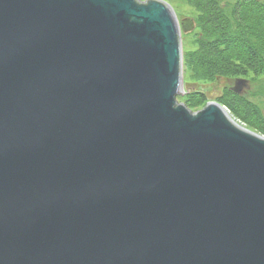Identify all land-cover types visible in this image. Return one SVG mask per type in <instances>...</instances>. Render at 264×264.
Segmentation results:
<instances>
[{"label": "water", "instance_id": "95a60500", "mask_svg": "<svg viewBox=\"0 0 264 264\" xmlns=\"http://www.w3.org/2000/svg\"><path fill=\"white\" fill-rule=\"evenodd\" d=\"M188 21L0 0V264H264V136L177 101Z\"/></svg>", "mask_w": 264, "mask_h": 264}, {"label": "trees", "instance_id": "16d2710c", "mask_svg": "<svg viewBox=\"0 0 264 264\" xmlns=\"http://www.w3.org/2000/svg\"><path fill=\"white\" fill-rule=\"evenodd\" d=\"M181 1L196 14L181 35L191 46L183 51L189 83L179 96L182 103L189 108L205 106L208 98L202 87L222 78L232 80L215 101L248 129L264 135L262 104L244 93L251 81L264 79V0ZM237 79L245 84L233 91Z\"/></svg>", "mask_w": 264, "mask_h": 264}, {"label": "rangeland", "instance_id": "374dc122", "mask_svg": "<svg viewBox=\"0 0 264 264\" xmlns=\"http://www.w3.org/2000/svg\"><path fill=\"white\" fill-rule=\"evenodd\" d=\"M143 1V0H141ZM166 3H168L172 9L174 10L175 14L177 15L178 19L181 18H189V17H194L196 14L193 12V10L187 6L185 4V2H182L181 0H162ZM227 1H232V0H222V2H227ZM182 38V37H181ZM182 40V51H186V48H190V44L187 43L188 41H185L184 38L181 39ZM184 46V47H183ZM188 76L186 77V72L183 66V82H184V90H186V87L188 86L187 84L189 83L187 80ZM232 80H227L225 78L219 79L217 80L216 83L211 84V85H206L204 87H202V89L206 90V95L208 98V102L210 101H215V99L220 96L222 90L224 89V87H229L232 86ZM247 92L244 91V93L254 100H258L262 105H261V109H262V113L264 115V79L260 78V79H256L254 81H251L249 83V87L247 85ZM186 92V91H185ZM254 95V98H252L250 95ZM177 101H179V103H182V98L181 97H177ZM207 102V103H208ZM218 103V102H217ZM184 104V103H183ZM219 105H221L220 103H218ZM185 105V104H184ZM186 106V105H185ZM223 106V105H221ZM190 111L192 112H196L200 109H202L204 107L203 106H196L193 108H189L188 106H186ZM224 107V106H223ZM226 110L227 108L224 107ZM227 112L229 113V115L234 119L235 122H237L239 125L243 126L244 128L248 129L244 123H242L241 121H239L238 119H236L235 117H233L231 115V113L229 112V110H227ZM250 130V129H248ZM252 132H255L253 130H250ZM257 133V132H255ZM259 134V133H257ZM261 136H264L262 134H259Z\"/></svg>", "mask_w": 264, "mask_h": 264}]
</instances>
